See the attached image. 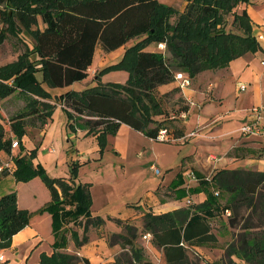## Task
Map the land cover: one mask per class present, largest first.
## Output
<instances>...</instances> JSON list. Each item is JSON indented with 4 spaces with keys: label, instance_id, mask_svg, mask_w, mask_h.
<instances>
[{
    "label": "trees",
    "instance_id": "16d2710c",
    "mask_svg": "<svg viewBox=\"0 0 264 264\" xmlns=\"http://www.w3.org/2000/svg\"><path fill=\"white\" fill-rule=\"evenodd\" d=\"M183 1L187 5L181 12L161 0H0L6 6L1 9L5 23L0 43L8 33L16 37L24 34L33 40L32 46L26 43L24 53L17 60L0 66V98L16 90L50 96L42 83L64 87L89 75L97 44L102 45L104 52L112 53L128 40L143 36L127 48L120 62L97 73V85L81 91L68 90L55 97V101L62 104L68 125L73 129L115 133L126 123L155 138L161 128L169 126L167 119L157 121V115L169 117L172 112L188 108L182 105L166 112L158 93L160 85L172 82L177 71L195 78L205 70L224 68L231 60L259 49L247 10L235 11L238 5L248 4L250 0ZM229 14L233 15L235 30L227 28ZM174 16L176 21L172 22ZM153 42H165L166 50H145ZM126 69L130 74L126 84L114 86L101 82L105 72ZM38 72H42V80L36 76ZM41 105L48 114L55 107L46 102ZM33 113H39L38 107L11 118L10 127L21 151L22 138L27 133L25 118ZM12 142L13 138L6 137L5 126L0 122V151L11 154ZM21 151L12 155L15 169L0 171V180L11 172L16 182L40 177L50 191L51 200L30 211L18 206L16 191L1 195L0 246H10L12 237L34 215L48 212L52 215L54 251L51 255L42 253L38 264H89L77 253L66 251L70 237L79 247L88 242L91 225L105 223L100 216L92 217L91 192L88 184L78 180V163H71V176L66 180L50 176L45 167L34 163L36 149L26 154ZM213 180L219 193L229 195L223 206L219 205V196L211 191L206 201L188 208L163 214L146 213L144 228L164 249V264H199L200 257H190L191 245L216 243L218 237L210 220L226 210L231 212L227 219L235 237L224 256L212 264H238L235 257L246 264H264V172L222 169L214 174ZM83 219L84 232L80 238L68 225L71 222L78 225ZM125 228L129 238L120 234L114 241L132 244L138 229L132 225ZM133 254L139 258L138 253Z\"/></svg>",
    "mask_w": 264,
    "mask_h": 264
},
{
    "label": "crops",
    "instance_id": "0c3cea01",
    "mask_svg": "<svg viewBox=\"0 0 264 264\" xmlns=\"http://www.w3.org/2000/svg\"><path fill=\"white\" fill-rule=\"evenodd\" d=\"M255 1L258 0H254V2L250 0L248 4H243V9L247 10L251 21L254 23L252 34L259 44L257 51L247 52L231 60L229 65L224 68L210 69L199 73L195 78H192L193 83L190 88H179L175 80L158 87V93L166 112L185 105L188 98L193 99L195 102L193 106L187 108L189 113L187 120L175 119L170 121L169 117L164 114L155 117L157 121L167 119L168 129L171 135L176 137L185 135L192 130H199L197 136L186 138L184 141H168L182 144L179 150L183 152L181 153V166H179L181 170L174 176L173 181L175 183L173 184L166 180V176L173 173V169L170 168L167 174H162L160 170L158 174L153 169V166L157 168L158 166L153 162L149 166V170L156 174L153 181L146 180L142 182V179L136 187V193L123 203L117 204L116 201L112 202L107 199L114 188L103 187L109 185L103 174V170H105L104 162H106L105 159H108L107 154L111 153L113 159H109L111 162L108 163L110 165L106 166V169L108 168L110 172L118 170L121 178L124 179L126 178L124 170L127 165L126 159L132 147L131 135L138 134L151 141L157 139L146 136L143 132L126 123L121 124L115 133L104 134H101L102 130L89 133L87 129L69 127L68 116L62 104L55 101V97L68 90L79 91L74 88L76 82L64 87H52L47 83H42L46 92L50 94L46 97L29 95L16 90L11 95L0 98L5 100L14 94L24 98L25 101H21L24 105L16 104L11 107L15 111V115L30 112L34 107H38L39 110V113L30 114L25 118L27 133L22 138L23 150L21 151L19 147H16L12 149L11 154L1 150V164L9 162L12 155H17L20 151L22 154H26L36 149L35 164L39 163L45 167L52 177L69 180L71 176L70 159H74L70 156L72 154L70 149L75 150L78 146L82 157L86 153L89 155L87 158L76 160L78 163V180L89 185L92 196V217L100 216L105 220V223L91 225L87 233L88 242L79 247L76 246L74 239L70 237L66 251L77 253L87 259L89 264H164L166 262L164 249L154 242L152 234L144 228L146 213L163 214L181 208H188L191 205L206 201L211 191L213 194L217 192L219 205L223 206L227 203L229 195L219 193V190L216 189L213 176L217 171L246 168L264 172V138L243 135L240 131V127L245 122L253 120L257 116L254 111L255 107H261L264 116V65L262 64V61H264V37L259 38L260 35L264 36V9L259 10L262 12V16L257 15V12L252 15L250 11L255 6ZM161 2L164 1L161 0ZM165 3L174 7L178 5L179 7L176 8L181 12L185 10L187 5V2L183 0H172ZM257 23H261L259 31L255 26ZM44 27L45 24L42 25V28ZM141 38L143 37L132 38L134 40L132 45ZM124 45L112 53H106L102 45L97 44L88 73H96L95 61L98 54L101 56L104 53L106 58H120L122 52L126 50ZM145 50L157 51V43H151ZM42 75V72L36 73L40 80H42ZM86 78L79 81L83 85L85 84L83 89L98 84L96 80L95 82H86ZM127 79L128 72L117 70L112 74V78H107L104 75L101 82L124 83ZM242 85H245L244 89ZM32 97L36 98L38 102H34ZM43 102L55 105L51 114H48V110L41 105ZM40 113H43V115H40ZM0 122L4 124L2 119H0ZM10 131V137L16 140L17 138L11 127ZM260 138H262V141ZM82 142L86 143L84 148L81 146ZM188 147L189 149L185 151L184 148ZM145 151V148L140 150L141 158H143ZM88 165L94 166L93 172H87L86 170L82 172V169H85L84 167ZM14 169L15 164L13 163L11 171ZM187 170L195 172L199 180L190 181L187 175L188 181H186L183 171ZM112 176L116 178L114 174ZM5 180H11L15 187H0V196L16 191L20 208L36 211L51 200L48 187H27L31 203L37 202L39 192L46 195L45 199L36 206H30L29 203L23 201L20 187H16L18 182H16L12 172L0 180V184ZM33 180L43 182L40 177H35L29 182L31 183ZM98 199L100 202L104 201L105 203L102 205V207H106L104 212L93 211ZM188 199L192 200L191 204L187 203ZM227 217L228 215L223 212L210 220L212 231L218 237L216 243L191 245L190 257L193 258L195 255L200 257L199 264L205 261L207 264L219 261L224 256L226 247L233 241L235 234L234 230L228 225ZM84 222L85 219L80 222V225L78 223V227H73L74 223L71 222L68 227L72 226L82 238ZM125 225L136 226L138 229V236L132 244L124 245L122 242L114 241L116 236L120 234L129 238ZM49 231H52V215L45 212L34 215L30 223L12 237V248L19 251V247H26V253H28L24 261L17 262V264H38L42 253L48 255L53 253L54 235L47 239L48 244L51 246L44 245L43 236ZM220 231L226 234L225 238L219 236ZM132 251L138 253L139 258L134 257ZM34 253L36 255L29 263ZM17 255L19 254L17 253ZM234 259L238 262V258L235 257Z\"/></svg>",
    "mask_w": 264,
    "mask_h": 264
},
{
    "label": "rangeland",
    "instance_id": "374dc122",
    "mask_svg": "<svg viewBox=\"0 0 264 264\" xmlns=\"http://www.w3.org/2000/svg\"><path fill=\"white\" fill-rule=\"evenodd\" d=\"M163 1L168 2L172 0H163ZM252 1L254 2V0ZM255 3H256L254 4L255 6L251 8L250 12L252 13V15H255L257 12V15L262 16V12L260 11L264 9V0H258V1H255ZM5 7H6L5 3L0 4V32L5 23V15L2 13L1 9H4ZM176 7H179V6L176 5ZM242 10H243V5H238L235 8V11L240 12V13L242 12ZM171 21L175 22L176 17L175 16L172 17ZM232 22H233V15L232 14L227 15V28L233 29V30L237 29V27L234 26ZM251 24L254 26L253 22ZM42 25L43 24H41V26ZM255 26L257 27V31H259V27L261 26V23L260 24L257 23ZM7 35L8 37H6L4 41L0 43V66L17 59L19 55L23 54L26 49V43H28L30 46H32L33 44L32 38L24 34H21L19 37L13 36L10 33H8ZM133 41H134L133 39H130L125 43L124 47L126 48V50L127 48H129V46L131 47V45L133 44ZM126 50L122 52V55L120 56V58H114V57L106 58L104 53H102L101 56L98 54L96 56V61H95V72L96 73L90 72L89 76L86 78L85 81L95 82L97 73L99 74V72H102L106 67L120 62ZM115 71L117 70H109L105 72L104 74H102L101 78L104 75H106L107 78L109 77L112 78V74ZM124 71L128 72V79H129V76H130L129 71L127 69ZM126 83L127 82H124V83L108 82L104 84H112L114 86H118L116 84H120L121 86ZM84 87H85V84L83 85L82 82H79V81L74 84V88L78 89L79 91L83 90ZM21 101H25L24 98L16 94L6 98L5 100L0 99V119H2L4 122L3 125L5 126L6 137H10L11 131H10L9 121L15 115V111L11 107L16 104L20 106L24 105L23 103H21ZM261 139L262 138H260V140ZM81 146L84 148V146H86V143L82 142ZM131 146L132 147L130 149L129 156L126 159L127 165H126V168L124 169L126 178L122 179L121 174L118 170L110 172L108 168L106 169V166L108 167L110 165L108 163L111 162L109 161V159L110 158L113 159L111 153L107 154L108 159H105L106 162H104V166H105L104 167L105 170H103L104 179L108 181L109 185H105L103 187H114L110 193V196H108L107 199H110L109 201H112V202L116 201L117 204L123 203L129 197H132L136 193V187L141 183L142 179H143L142 182H145L146 180L148 181L154 180L153 177H155L156 174L152 172L151 170H149V166L151 163L155 162L158 168L162 171V174L163 173L167 174L170 171L169 170L170 168L173 169V173L166 176V180L167 182H170V184L175 183V181H173V178L181 170L179 166H181V161H182L181 153L183 152H180L179 148L180 146H182V144L168 142V141H159V140L151 141L148 138H144L138 134H133L131 135ZM78 148L80 147L76 146L75 150L70 149V151H72V154L70 156L74 158V159H70V165L72 162L77 163L76 160H78V158L84 159L89 156L86 153L82 157V155H80L82 153L80 152V149L78 150ZM144 148L146 151H145V154L143 155V158H141L142 155L139 152L140 150ZM186 149H189V147L184 148L185 151ZM11 160L13 161L12 158ZM93 167H94L93 165L92 166L88 165L84 167L85 169H82V172L84 170H86L87 172H90V171L93 172L92 171ZM70 170H71V166H70ZM189 171L190 170L183 171V176L186 181H188L187 175L190 173ZM113 174L115 175L116 178H113L112 176ZM99 186H102V185H99ZM0 187H15V185L12 184L11 180H5L3 181L2 184H0ZM16 187H20V193H21L23 201L25 203L26 202L29 203L30 206H36L38 203L43 201V199H45L46 195L43 194L42 192H39L36 203H31V200L29 199L27 187H46L45 184L43 182L41 183L39 180H33V182L31 183L29 181L28 182H18L16 183ZM104 204H105L104 201L100 202V200L98 199L95 209H93V211L94 212H104L106 210V207H102V205ZM73 225H74L73 227H78V225H75V224ZM69 227L72 228V226H69ZM218 234L220 237L222 236L223 238L226 237V234L224 232L220 231ZM50 236H53L52 231H49L47 234L43 236L45 240L44 245L48 244L47 239H49ZM12 246H13L12 243L10 246H7V247L0 246V254H3L6 256V260L4 262L0 261V264H14V263L17 264V262H23L26 256L28 255V253H26V249H25L26 247H19V251H17L16 249H13ZM17 253L19 255H17ZM35 255H36L35 253L32 255V257L29 260V263L32 262ZM237 263L246 264L245 261H243L242 259H238ZM202 264H207V263L205 261Z\"/></svg>",
    "mask_w": 264,
    "mask_h": 264
},
{
    "label": "built area",
    "instance_id": "2783aa9c",
    "mask_svg": "<svg viewBox=\"0 0 264 264\" xmlns=\"http://www.w3.org/2000/svg\"><path fill=\"white\" fill-rule=\"evenodd\" d=\"M263 35H260L259 38H263ZM157 48L159 50L165 51L166 50V43L165 42H159L157 43ZM262 64L264 65V61H262ZM174 80L177 82V85L179 88L184 89V88H190L192 86V77L187 74L184 71H177L174 75ZM242 88H245V85H242ZM195 104L193 99H187L186 104L188 107H191ZM254 111L256 113V117L253 120L245 122L241 127L240 131L242 132L243 135H249V136H260L264 138V116L262 114V108L261 107H255ZM189 116L188 109H181L179 112H172L169 116L170 119H181V120H187ZM199 133V130H192L188 132L185 135L181 136H173L170 133V130L167 127L161 128L155 139L160 140V141H184L186 138L189 137H195ZM19 141L13 140L12 142V148L19 147ZM14 161L10 160L9 162H5L0 165V171H3L4 169L11 170L13 166ZM153 169L155 170L156 173H160V169L153 166ZM188 178L190 181H198L199 178L195 172H190L188 174ZM217 194V192H216ZM188 204L192 203L191 199L187 200ZM225 213L227 215H230V211L226 210ZM150 236V234H148ZM5 255L0 254V261L3 262L5 260Z\"/></svg>",
    "mask_w": 264,
    "mask_h": 264
}]
</instances>
